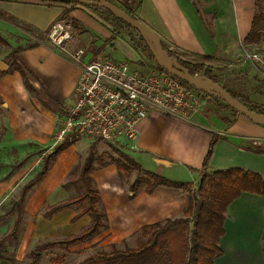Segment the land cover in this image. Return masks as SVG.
I'll use <instances>...</instances> for the list:
<instances>
[{"label": "crops", "instance_id": "0c3cea01", "mask_svg": "<svg viewBox=\"0 0 264 264\" xmlns=\"http://www.w3.org/2000/svg\"><path fill=\"white\" fill-rule=\"evenodd\" d=\"M110 1L129 7L174 52L215 56L221 62L233 60L228 65L238 69L239 79L256 89L251 99L264 105V87L260 85L264 78L244 59L242 48L247 46L245 38L252 28L256 0H196L198 4L194 0H140L137 6H131L128 0ZM108 17L104 9L81 2L66 8L32 0H0V32L6 38L19 37L13 44L15 48L23 47L18 63L24 71L10 70L11 62L4 59L9 51L0 56L8 65L0 73V102L6 110L8 129L2 141L21 156L14 163L34 153L11 177L6 176L14 163L0 179V197L18 181L33 155L42 149L51 150L55 145L59 118L77 96L82 63L73 59L71 52L85 49L82 61L88 62L107 54L103 47L109 40L114 45V38H122L121 34L115 35L116 28ZM57 20L76 30L68 51L59 49L47 37ZM158 68L152 65L149 71ZM215 105L218 108L208 111H203V106L190 119L151 109L139 126L136 148L130 149L129 154L145 169L172 180L191 182L195 187L215 138L208 161L209 172L239 167L264 178V152L257 150L264 148V125ZM85 142L80 138L65 148L44 180L26 198L29 213L45 207L40 212L45 221L68 220V233L62 237L80 232L92 220L89 214L73 220L78 212L76 206L63 209L51 218L43 215L50 206L76 196L65 182L75 165L88 154V151L86 155L82 152ZM92 176L108 223L98 235H108L111 243L138 237L146 224L185 216L189 195L184 188L159 186L151 193L141 189L131 196L130 184L134 177L123 176L115 164L97 168ZM263 236L264 195L245 191L227 207L220 240L223 253L215 264H264Z\"/></svg>", "mask_w": 264, "mask_h": 264}, {"label": "trees", "instance_id": "16d2710c", "mask_svg": "<svg viewBox=\"0 0 264 264\" xmlns=\"http://www.w3.org/2000/svg\"><path fill=\"white\" fill-rule=\"evenodd\" d=\"M32 1L48 5H60L66 8L79 3L74 0ZM128 2L131 6L136 4V0H128ZM194 2L198 4L196 0H194ZM90 6L96 9H104V11L108 13V19L111 20V22L119 25L122 24L140 34L136 28L126 23L123 19L116 17L110 10L96 5ZM125 9L133 17H136L129 7ZM263 22L264 0H256V13L252 21V28L245 38L247 46L251 49H254L253 46L263 41ZM140 36L143 50L147 51L149 56L156 61L147 41L141 34ZM0 45L10 47L9 40L4 37L1 32ZM163 46L168 51L169 55L176 58L178 64L187 69L190 73H204L211 79L219 82V78L213 73L212 69H205L206 63L212 64L221 62L217 57L197 55L194 53L179 54L178 52L172 51V49L164 43ZM22 48L23 47H16L12 49L4 56V59L5 61L11 62L10 70L18 69L24 73L23 68L18 63V56ZM192 60H195L196 63H193ZM157 66L164 70L158 63ZM182 81L186 85L195 88L190 83L184 80ZM27 86L30 87L28 80ZM226 89L235 97L241 99L251 110L262 112L256 108L255 103L248 96H240L228 88ZM198 91L219 106L229 108L239 113L225 101L217 99L215 96L205 93L204 91ZM73 142L74 141L65 140L62 143L56 144L51 150L43 153L40 170L33 178L26 182L21 188L19 197L13 202L12 206L7 209V212L15 210L16 220L11 230L0 238V264H3L7 258V244L17 243L19 240L24 220L26 198L29 192L44 180L53 163L56 161L57 156ZM214 143L215 138L212 139L208 152L204 158L201 179L197 187H193L191 182L172 180L145 169L134 157L124 150L117 148L112 143V146L120 153V157L111 156L110 159L106 160L103 155L98 152L97 140H93L89 146L88 154L82 162L75 165L73 170V173L76 174V178L73 179L72 182L80 186L81 192L74 197L50 206L49 209L43 213L45 217L51 218L55 213L63 209L76 206L78 212L73 217V220L85 214H89L92 218L91 223L78 233L37 244L28 254L31 258L28 264H39L42 259V253L47 249L56 246L69 248L73 245L81 244L93 239L103 229L108 227L106 211L100 205L101 196L99 189L94 184L92 173L97 168L109 164L117 165L121 174L128 178H130L133 171L137 172L135 180L130 184L131 196H134L141 189L151 193L159 186L179 187L188 191L189 204L184 217L167 219L165 221L144 225L136 239L135 246L127 245L124 248H120L117 244H112L110 250L103 249L97 251L76 264H215V260L223 253L220 247V240L224 234L227 207L245 191L264 195V178L259 173L239 167L209 172L207 170L208 161L212 155ZM257 150L264 152V148ZM31 155L14 163L12 170L6 177H11ZM57 259H63V256H59Z\"/></svg>", "mask_w": 264, "mask_h": 264}, {"label": "built area", "instance_id": "2783aa9c", "mask_svg": "<svg viewBox=\"0 0 264 264\" xmlns=\"http://www.w3.org/2000/svg\"><path fill=\"white\" fill-rule=\"evenodd\" d=\"M75 34L72 25L57 20L47 37L59 49L68 51ZM242 48L244 59L264 78V52L246 45ZM84 53L83 48L71 52L73 59L82 63L77 96L59 118L55 145L91 136L121 148L134 149L139 126L151 109L190 119L208 100L197 89L160 68L142 74L133 70L127 61L110 55L100 54L83 62Z\"/></svg>", "mask_w": 264, "mask_h": 264}, {"label": "rangeland", "instance_id": "374dc122", "mask_svg": "<svg viewBox=\"0 0 264 264\" xmlns=\"http://www.w3.org/2000/svg\"><path fill=\"white\" fill-rule=\"evenodd\" d=\"M106 14L108 13L106 12ZM113 25L116 28L114 30L115 35L121 34L122 38H114L112 41L114 45H110L111 41L109 40L106 46L103 47V50H105L104 52L107 53L105 55L110 54V56L116 60L127 61L133 70H137L142 74L149 73L152 65L157 66L156 61L149 56L147 51L143 50L142 42H140L141 36L137 31L129 29L122 24L119 25L117 23H113ZM123 36L125 37V40L123 39ZM18 38L19 37L14 35H11L9 38L7 37L11 45L10 47L0 45V56H4L6 52L14 49L15 46L13 42L15 43V39ZM103 42L105 43V40H103ZM253 48L264 52V36L263 41L253 46ZM192 61L193 63H196L195 60ZM231 61L233 60L212 64L206 63L205 69H212L213 73L219 78V82L229 90L240 96H248L251 99V97L255 95L254 91L256 89L248 86L246 83H243L242 79H239L238 69L228 65V63ZM260 85L264 87V82ZM215 97L220 99L217 96ZM253 102L255 103L258 110L264 112L263 104L258 101ZM213 108L218 107L215 105V102L208 99L207 105L204 106L203 111H208ZM229 111H232L235 115L238 114L231 109ZM6 120V110L3 103L0 102V179L4 177V175H6V173L11 169V165L21 157L20 155H17L13 149L9 148L8 144L2 141V138L7 134L8 131ZM83 139L86 141L82 151L84 155L87 154L92 141L97 140L98 152L102 154L106 160L110 159L111 156L120 157V153L114 146H112L113 143L111 144L110 142L108 143L107 141L91 136H85ZM116 147L120 148L118 146ZM122 150L128 154L131 151L130 148H123ZM43 152L45 151L42 149L31 157V162L25 165L24 170L21 171L18 181L11 186L10 190L5 195L0 197V237L8 233L13 227V224L16 220V212L15 210L12 212H7V209L12 206L13 202L19 197L21 187L34 176L36 171L40 169ZM22 153H26V151ZM136 176L137 172L133 171L130 177H134L133 180H135ZM75 178L76 174L71 172L69 177L66 179L65 185L71 188V191L74 195H77L81 192V188L78 184L72 182V180ZM198 182L195 184V187H197ZM43 209H45V207L40 209L37 213L34 211L33 213H29L26 203L24 220L22 223L19 240L17 243L7 244V258L3 264H28L31 261V258L28 254L36 244L53 238H61L63 234L68 233L67 229L69 228L68 224H66L68 220L62 221L59 218H54L52 220L45 221L40 214ZM136 238L137 236H133L130 239H123L122 241L118 242L117 245L120 248H124L127 245L133 246L136 244ZM112 244L114 243H111V238L108 235H98L89 241L73 245L69 248L56 246L54 248L47 249L42 253V259L39 264H76L77 262L82 261L97 251L103 249L110 250ZM59 256H63V259H57Z\"/></svg>", "mask_w": 264, "mask_h": 264}, {"label": "water", "instance_id": "95a60500", "mask_svg": "<svg viewBox=\"0 0 264 264\" xmlns=\"http://www.w3.org/2000/svg\"><path fill=\"white\" fill-rule=\"evenodd\" d=\"M74 1L96 5L110 10L116 17L123 19L126 23L132 25L140 32L142 37L147 41L157 63L165 71L173 74L181 80L190 83L198 90L204 91L205 93L211 94L213 96H217L253 122L264 125V112L251 110L241 99L235 97L220 82H216L204 73L192 74L184 67H181L178 64L177 59L169 55L168 51L164 48L163 41L156 31L137 17H133L127 12L125 8L110 0ZM139 1L140 0H136L135 6L138 5ZM7 68V63L0 59V73H2Z\"/></svg>", "mask_w": 264, "mask_h": 264}]
</instances>
